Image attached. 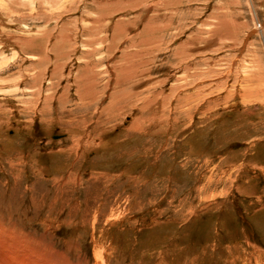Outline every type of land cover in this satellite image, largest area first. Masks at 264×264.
Instances as JSON below:
<instances>
[{"label":"rangeland","instance_id":"1","mask_svg":"<svg viewBox=\"0 0 264 264\" xmlns=\"http://www.w3.org/2000/svg\"><path fill=\"white\" fill-rule=\"evenodd\" d=\"M0 227L52 264H264V0H0Z\"/></svg>","mask_w":264,"mask_h":264},{"label":"bare ground","instance_id":"2","mask_svg":"<svg viewBox=\"0 0 264 264\" xmlns=\"http://www.w3.org/2000/svg\"><path fill=\"white\" fill-rule=\"evenodd\" d=\"M2 228V230L5 229V227ZM7 233L0 231V264H52L40 258L39 251L21 245L16 235ZM96 257L97 263L102 264L99 255Z\"/></svg>","mask_w":264,"mask_h":264}]
</instances>
